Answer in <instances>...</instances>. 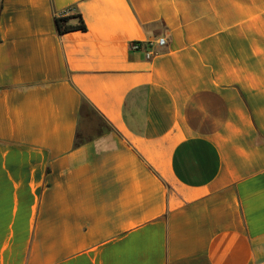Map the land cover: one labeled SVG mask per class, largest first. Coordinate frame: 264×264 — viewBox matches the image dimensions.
<instances>
[{"label": "crops", "instance_id": "crops-1", "mask_svg": "<svg viewBox=\"0 0 264 264\" xmlns=\"http://www.w3.org/2000/svg\"><path fill=\"white\" fill-rule=\"evenodd\" d=\"M0 264H264V0H0Z\"/></svg>", "mask_w": 264, "mask_h": 264}, {"label": "trees", "instance_id": "trees-1", "mask_svg": "<svg viewBox=\"0 0 264 264\" xmlns=\"http://www.w3.org/2000/svg\"><path fill=\"white\" fill-rule=\"evenodd\" d=\"M71 19H75L76 23L71 24L69 21ZM55 27L57 33L62 35L72 31H86V25L83 21L81 13L79 11H75L73 13H67L64 15L56 16L55 17ZM84 108V106H83ZM90 115V112L87 113Z\"/></svg>", "mask_w": 264, "mask_h": 264}, {"label": "built area", "instance_id": "built-area-1", "mask_svg": "<svg viewBox=\"0 0 264 264\" xmlns=\"http://www.w3.org/2000/svg\"><path fill=\"white\" fill-rule=\"evenodd\" d=\"M166 43V40L164 37H158L155 40H149V41H133L129 43V48L131 50H140L144 49L145 51V57L150 58L153 54L152 52V46L157 45L159 47L164 46Z\"/></svg>", "mask_w": 264, "mask_h": 264}, {"label": "rangeland", "instance_id": "rangeland-1", "mask_svg": "<svg viewBox=\"0 0 264 264\" xmlns=\"http://www.w3.org/2000/svg\"><path fill=\"white\" fill-rule=\"evenodd\" d=\"M90 112V115H89V117H88V119H83L82 121H81V128H82V131L85 129V128H90V127H96V124H97V121H98V118H97V116L94 114V113H92L91 111H89Z\"/></svg>", "mask_w": 264, "mask_h": 264}]
</instances>
